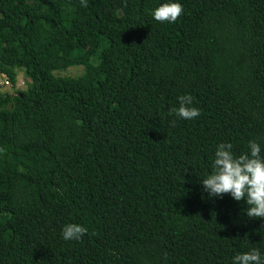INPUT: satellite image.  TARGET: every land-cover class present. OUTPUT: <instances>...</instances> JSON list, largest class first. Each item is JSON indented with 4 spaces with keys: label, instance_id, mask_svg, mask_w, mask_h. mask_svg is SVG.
I'll return each instance as SVG.
<instances>
[{
    "label": "trees",
    "instance_id": "obj_1",
    "mask_svg": "<svg viewBox=\"0 0 264 264\" xmlns=\"http://www.w3.org/2000/svg\"><path fill=\"white\" fill-rule=\"evenodd\" d=\"M170 2L182 15L156 21ZM18 69L26 88L0 91V264L264 259V218L200 182L222 142L264 155V0H0V72ZM181 95L198 117L169 114ZM69 223L87 234L64 240Z\"/></svg>",
    "mask_w": 264,
    "mask_h": 264
},
{
    "label": "clouds",
    "instance_id": "obj_2",
    "mask_svg": "<svg viewBox=\"0 0 264 264\" xmlns=\"http://www.w3.org/2000/svg\"><path fill=\"white\" fill-rule=\"evenodd\" d=\"M82 7H88V0H81ZM126 6V5H125ZM183 13V5L179 2L163 3L153 11V17L159 22L175 23ZM179 107H173L169 114L191 120L200 115L190 95L178 97ZM174 123V122H173ZM212 172L200 182L210 197H223L230 194L236 201L246 200L245 209L249 218H264V155L261 145L251 140L248 151L236 155L232 144L222 142L217 145ZM88 229L83 225L69 223L62 229V237L66 241L80 240ZM233 264H264L259 249L238 253Z\"/></svg>",
    "mask_w": 264,
    "mask_h": 264
},
{
    "label": "rangeland",
    "instance_id": "obj_3",
    "mask_svg": "<svg viewBox=\"0 0 264 264\" xmlns=\"http://www.w3.org/2000/svg\"><path fill=\"white\" fill-rule=\"evenodd\" d=\"M83 72V66L82 65H70L63 68H58L53 71L55 75H71L75 76ZM27 77L23 73L22 69L17 70L15 81L12 82V85H7L0 88V91L2 92H9L11 94H14L17 92V90L25 89L27 86Z\"/></svg>",
    "mask_w": 264,
    "mask_h": 264
},
{
    "label": "built area",
    "instance_id": "obj_4",
    "mask_svg": "<svg viewBox=\"0 0 264 264\" xmlns=\"http://www.w3.org/2000/svg\"><path fill=\"white\" fill-rule=\"evenodd\" d=\"M7 85H12V82L6 73L0 72V88Z\"/></svg>",
    "mask_w": 264,
    "mask_h": 264
}]
</instances>
